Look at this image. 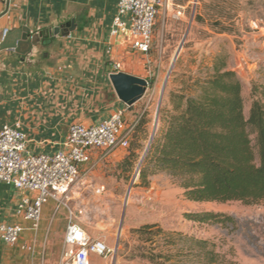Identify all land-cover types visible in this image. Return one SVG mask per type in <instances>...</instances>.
<instances>
[{"label":"rangeland","instance_id":"1","mask_svg":"<svg viewBox=\"0 0 264 264\" xmlns=\"http://www.w3.org/2000/svg\"><path fill=\"white\" fill-rule=\"evenodd\" d=\"M178 9L181 14L176 13ZM252 21L259 29L251 27ZM223 26L227 30L219 31ZM219 51L228 53L229 65L241 80L247 117L251 86L261 83L264 76V0H166L156 16L150 50L146 54L133 51L130 60L122 65L148 81L142 98L126 109V124L143 115L150 120L146 127L152 134L158 125L159 109L167 101L171 84H166L174 65L176 74H201ZM136 169L130 180L120 181L117 187L105 181L107 192L95 193L91 188L80 204L83 211H75V220L89 236L115 248L113 264H154L139 255L148 251L150 244L132 232L145 222L156 223L172 233L209 239L226 258L239 264H264V202H192L183 197L177 182L164 173L152 176L147 187L139 186ZM203 210L229 214L234 225L195 222L184 217L186 212ZM65 216L64 213L58 235L51 236L44 247L37 243V264H57ZM52 221L55 225L58 216ZM154 240V244L161 242L159 238ZM90 264L110 261L92 255Z\"/></svg>","mask_w":264,"mask_h":264},{"label":"crops","instance_id":"2","mask_svg":"<svg viewBox=\"0 0 264 264\" xmlns=\"http://www.w3.org/2000/svg\"><path fill=\"white\" fill-rule=\"evenodd\" d=\"M117 1L0 0V38L4 31L20 28L33 33L49 31L44 44L32 46L24 56L0 50V123L17 125L25 134L28 151L52 154L63 148L69 124H95L115 109L128 108L118 99L109 79L113 64L123 65L133 51L137 52L125 36H109ZM70 21L73 28L69 31L66 23ZM56 27L59 30L54 33ZM66 31L68 34H63ZM120 71L139 76L123 67ZM125 154L126 150L118 148L102 159L98 150H92L91 161L82 166L80 179L64 199L65 205L49 201L43 206L36 233L14 215L16 203L25 192L0 182V221L19 222L25 227L15 244L0 239V264H37V243L44 247L51 236L59 234L65 213L62 242L68 210L74 216L75 211H83L80 204L91 188L93 192L99 187L106 191L105 181L114 187L123 181L115 170ZM55 216L58 221L54 225Z\"/></svg>","mask_w":264,"mask_h":264},{"label":"trees","instance_id":"3","mask_svg":"<svg viewBox=\"0 0 264 264\" xmlns=\"http://www.w3.org/2000/svg\"><path fill=\"white\" fill-rule=\"evenodd\" d=\"M225 30L223 26L219 31ZM175 66L155 131L150 134L146 127L150 120L143 115L132 124L125 121L131 131L126 154L116 165V177L128 181L137 168L139 186L147 187L152 176L164 173L192 202H264V76L261 83L251 86L246 117L241 80L230 67L227 52L215 53L201 74H176ZM152 83L150 79L149 87ZM184 217L234 225L229 214L211 210L186 212ZM132 232L150 244L139 255L154 264L184 260L187 264H239L226 258L209 239L172 233L153 222ZM155 238L161 242L154 244Z\"/></svg>","mask_w":264,"mask_h":264},{"label":"built area","instance_id":"4","mask_svg":"<svg viewBox=\"0 0 264 264\" xmlns=\"http://www.w3.org/2000/svg\"><path fill=\"white\" fill-rule=\"evenodd\" d=\"M165 1L118 0L109 36H125L131 49L146 54L152 44L156 16ZM176 13L181 14L179 9ZM251 27L259 29L256 21ZM121 68L119 62L112 66L114 72ZM125 111L115 109L95 124H69L63 148L52 154L28 151L25 134L18 126L0 123V182L25 192L16 203L14 215L27 222L29 230L38 231L43 206L49 201L65 205L64 199L80 179L82 166L91 161L92 150H98L104 159L113 150L128 146L131 127L125 125ZM103 190L99 187L94 192ZM67 215L57 264H90L92 255L113 264L115 248L89 236L71 210ZM24 230L19 222L0 221V239L5 244L17 243Z\"/></svg>","mask_w":264,"mask_h":264},{"label":"water","instance_id":"5","mask_svg":"<svg viewBox=\"0 0 264 264\" xmlns=\"http://www.w3.org/2000/svg\"><path fill=\"white\" fill-rule=\"evenodd\" d=\"M66 27H68L69 31L72 30L73 22H67ZM58 30L59 27H56L53 32L56 33ZM63 34H68V31ZM48 36V30H41L34 33L28 28L12 30L0 38V50H10L20 56H24L30 51L32 46L44 44V40ZM109 79L118 99L127 106L141 99L148 86V81L145 78L122 71L110 73Z\"/></svg>","mask_w":264,"mask_h":264}]
</instances>
